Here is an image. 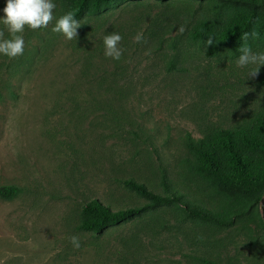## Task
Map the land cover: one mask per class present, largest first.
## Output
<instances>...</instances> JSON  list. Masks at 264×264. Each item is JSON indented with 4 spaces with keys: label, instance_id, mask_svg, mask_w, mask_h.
<instances>
[{
    "label": "rangeland",
    "instance_id": "1",
    "mask_svg": "<svg viewBox=\"0 0 264 264\" xmlns=\"http://www.w3.org/2000/svg\"><path fill=\"white\" fill-rule=\"evenodd\" d=\"M54 2L46 28L26 27L24 54L0 56V186L20 189L11 200L0 197V264H199V257L264 264L256 243L264 228L248 216L217 232L182 223L164 206L101 235L78 229L82 206L93 198L113 210L143 205L123 179L161 191L164 163L179 180L188 133L200 138L236 127L264 109L263 66L246 80L240 54L209 57L208 45L188 44V10L207 12L206 1L127 0L82 19L70 41L52 31L61 11ZM113 31L122 36L119 61L103 54V37ZM0 33L9 38L3 24ZM253 33L247 45L264 51V26ZM263 200L255 207L260 215Z\"/></svg>",
    "mask_w": 264,
    "mask_h": 264
},
{
    "label": "trees",
    "instance_id": "2",
    "mask_svg": "<svg viewBox=\"0 0 264 264\" xmlns=\"http://www.w3.org/2000/svg\"><path fill=\"white\" fill-rule=\"evenodd\" d=\"M127 0H60L58 19L67 12L81 21L88 16H97ZM171 3L175 0H158ZM209 5L208 11L193 17L187 32L190 45H203L211 35L214 43L208 45L207 55L215 57L225 51L240 54L239 47L245 32L253 33L264 26V0H201ZM251 35H249L250 37ZM172 47L177 48L173 41ZM174 65V61L171 63ZM259 84L264 86V66L259 75ZM188 155L180 160L179 180L172 179L168 167L159 166L161 191H156L145 182L134 178L122 183L145 198L143 205L113 210L110 204L97 198L87 201L81 209L78 229L82 232L101 235L111 227L121 225L136 216L148 215L160 207L174 209L177 219L208 227L217 232L229 229L246 216L264 228L263 214L257 213L256 204L264 194V109L243 124L232 128H219L195 138L185 136ZM196 185L197 199L190 198L187 186ZM222 187L236 189V197L223 191ZM16 186H0V197L11 200L19 193ZM154 220V219H152ZM249 232L251 228L245 226ZM264 248V237L256 241ZM199 264H216L199 257Z\"/></svg>",
    "mask_w": 264,
    "mask_h": 264
},
{
    "label": "clouds",
    "instance_id": "3",
    "mask_svg": "<svg viewBox=\"0 0 264 264\" xmlns=\"http://www.w3.org/2000/svg\"><path fill=\"white\" fill-rule=\"evenodd\" d=\"M56 4L54 0H5V7L0 10L3 15L0 16V24H3L9 38L0 39V56L8 58H17L24 54L25 39L24 33L26 27L31 30L46 28L51 21L55 19L53 10ZM72 12H67L56 20L52 31L60 33L66 40H73L77 37V28L81 26ZM249 35L255 37V33L245 32L241 37L243 41L239 47L240 55L236 60L238 68L247 69V79L255 77L261 66H264V51H253L248 45ZM2 36V33H0ZM137 43L143 41V34L137 33L134 37ZM122 36L119 32H111L103 37V54L106 58L119 61L123 55L124 48L121 44ZM214 43L210 35L205 45ZM74 248L80 247V241L77 236L70 238Z\"/></svg>",
    "mask_w": 264,
    "mask_h": 264
}]
</instances>
